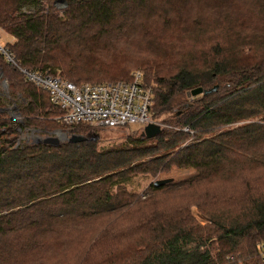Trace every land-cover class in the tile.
Here are the masks:
<instances>
[{
    "label": "trees",
    "instance_id": "obj_1",
    "mask_svg": "<svg viewBox=\"0 0 264 264\" xmlns=\"http://www.w3.org/2000/svg\"><path fill=\"white\" fill-rule=\"evenodd\" d=\"M54 1L0 0L21 66L100 82L129 79L137 64L156 84L153 114L174 120L119 142L95 129L107 126L58 122L86 137L18 142V127H56L46 114L59 108L0 51L25 100L22 122L0 111V264H264V0H199L205 14L183 9L187 0H63L61 12ZM148 4L153 24L142 23ZM139 35L158 51L111 57ZM172 167L196 172L127 187Z\"/></svg>",
    "mask_w": 264,
    "mask_h": 264
},
{
    "label": "built area",
    "instance_id": "obj_2",
    "mask_svg": "<svg viewBox=\"0 0 264 264\" xmlns=\"http://www.w3.org/2000/svg\"><path fill=\"white\" fill-rule=\"evenodd\" d=\"M7 42L0 43L3 56L17 65L26 81L47 91L49 101L59 108L56 119L60 123L107 127L137 122L143 126L149 122L160 127L166 125L162 126L153 114L154 84L145 79L142 69L131 70L129 79L75 82L48 70L21 66L9 51ZM183 128L189 130L187 126ZM256 249L257 255L264 259V237L257 240Z\"/></svg>",
    "mask_w": 264,
    "mask_h": 264
},
{
    "label": "rangeland",
    "instance_id": "obj_3",
    "mask_svg": "<svg viewBox=\"0 0 264 264\" xmlns=\"http://www.w3.org/2000/svg\"><path fill=\"white\" fill-rule=\"evenodd\" d=\"M210 3V1H208ZM55 7L58 8V10L61 12L63 10V7L65 6V2L63 0H55L54 1ZM192 5L191 13H198V14H205L207 8V2L205 1H199V0H187L186 5L183 7V9H187ZM155 7V6H154ZM149 8H153L148 4L143 10L145 15L149 14V17H144L142 19L143 24H153V16L150 15ZM58 11V12H59ZM257 12V10H256ZM243 16H246V18H252L249 13L244 14ZM139 21V20H138ZM141 24V23H139ZM257 26V25H256ZM159 28V27H158ZM134 34V32H132ZM131 34V35H132ZM149 38L146 37V35H139L133 38L131 41L129 39L130 43H126L122 45V49L115 50L116 47H113L108 52L112 54L111 57L119 58L122 61H124V58L122 53L130 52L131 54L128 56V58L125 59L126 62H134V59L136 60V57L139 55L147 54L148 52H151L152 48L156 49L151 42L149 43V39L152 40L153 38L151 35ZM13 35L7 33L5 29L0 28V43L4 44L6 41L13 40ZM152 47V48H151ZM158 51V49H156ZM143 69V67L133 64L130 65V69ZM55 74L60 75V69L57 68L55 70ZM105 80V79H103ZM150 80V79H149ZM150 82H153L152 80ZM155 84V82H154ZM156 85V84H155ZM25 102L24 97L22 94L18 91L13 90L7 81V78L3 75L2 70L0 69V111L5 112L9 117H12L14 121L17 123L23 121V117L20 113V106ZM48 118H52L57 121L56 114L52 115L50 112L46 114ZM155 116V115H154ZM155 118L158 119L159 122H161L162 126L166 124L165 126H171L169 123L170 121H173V111L172 110H166L162 113H159L155 116ZM169 121V123H168ZM59 121H57L58 123ZM173 125V124H172ZM141 126H143L142 123H132L129 125H122V126H116V127H102V128H95L99 129V133L101 134L102 138L104 140L109 141H122L127 137L128 134L136 135L141 133ZM57 129H60L61 131H64L66 136L72 133L73 131H69L66 129L62 124L58 123L56 127L53 128H44L42 126H27L23 129H20V127L17 128L18 130V142H36L38 137H43L45 135H55L60 138V142L66 141L67 139H64L63 136H60L59 133H63L61 131L57 132ZM93 134L94 130L90 131ZM76 133V132H74ZM82 134L85 135V130L82 131ZM21 140V141H20ZM195 169L192 167H186V168H177L172 167L170 170H168L165 173H160V176H154L152 177L150 174H137L135 175L132 180L127 184V187L134 191H141L144 187L147 186V184L156 178H162L163 176L170 178L171 180H180L187 178L195 173ZM163 175V176H161ZM233 178V177H232ZM231 179V176L228 178Z\"/></svg>",
    "mask_w": 264,
    "mask_h": 264
},
{
    "label": "water",
    "instance_id": "obj_4",
    "mask_svg": "<svg viewBox=\"0 0 264 264\" xmlns=\"http://www.w3.org/2000/svg\"><path fill=\"white\" fill-rule=\"evenodd\" d=\"M217 85H213L211 88L208 89H203L202 86L198 85L196 87H193L191 89H189L187 91V95L189 96H195L199 93H203V92H207V91H211L216 89ZM162 127H160L158 124L149 122L147 124H145L142 128V133L147 136V137H151L154 136L156 134H158L161 131ZM57 131H61L60 129H57ZM63 132V138L67 139V141H80L83 140L85 138V136L81 133H70L69 135L66 136L64 131ZM37 141H43V142H47V143H51V144H58L60 142V138L58 136L55 135H45L43 137H38ZM171 180L168 177H164V178H158L156 180H154V183H164Z\"/></svg>",
    "mask_w": 264,
    "mask_h": 264
},
{
    "label": "bare ground",
    "instance_id": "obj_5",
    "mask_svg": "<svg viewBox=\"0 0 264 264\" xmlns=\"http://www.w3.org/2000/svg\"><path fill=\"white\" fill-rule=\"evenodd\" d=\"M57 132H59V131H57ZM59 135H60V136H62V135H63V133H59Z\"/></svg>",
    "mask_w": 264,
    "mask_h": 264
}]
</instances>
